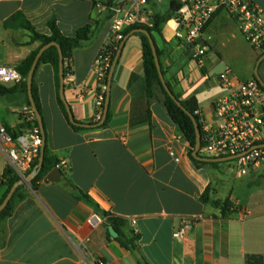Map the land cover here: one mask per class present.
Instances as JSON below:
<instances>
[{"label": "crops", "instance_id": "crops-1", "mask_svg": "<svg viewBox=\"0 0 264 264\" xmlns=\"http://www.w3.org/2000/svg\"><path fill=\"white\" fill-rule=\"evenodd\" d=\"M105 1L0 0V66L16 68L41 47L23 23L48 36V22L54 19L63 36L74 37L79 28L102 19L103 11L107 14ZM161 1L168 7L164 14L158 11ZM251 1L264 10V0ZM151 10L153 15H168L170 3L154 0ZM237 30L238 24L225 11L218 12L206 29L209 52L200 66L166 24L161 35L155 36L165 81L181 100L195 97L203 121L212 126L219 124L213 103L227 95L218 83V75L230 67L227 62L234 61L239 81L255 77L259 55H251L255 59L251 66ZM130 34L113 72L112 117L106 128L74 132L57 104L52 66H39L35 81L48 148L65 161L68 181L89 202L74 198L63 187L62 175L59 183L43 180L36 189L24 184V199L10 217L0 220V264H93L97 259L102 264H138L136 254L116 240L126 241L132 235L138 237L136 249L149 264H245L246 255L264 256V166L241 175L233 161L217 166L193 163L185 137L167 114L161 91L146 97L141 39ZM108 37L107 20L92 44L73 52V74L64 83L76 121L97 120L95 61ZM217 65L222 70L211 73ZM262 65L258 75L264 82ZM201 93L209 95L204 106L198 100ZM0 98V124L15 128L19 110L27 106L26 95ZM7 166L6 151L0 147V176ZM206 188L210 203L204 204L200 197ZM5 191L0 186V200ZM213 201L228 202L230 208L215 207ZM96 209L101 216L105 213L124 221L118 227L122 236L115 231V238L107 235L103 216L101 226L89 227L87 220ZM183 222L189 223L186 235L173 239V231ZM81 243L86 261L77 251Z\"/></svg>", "mask_w": 264, "mask_h": 264}, {"label": "built area", "instance_id": "built-area-1", "mask_svg": "<svg viewBox=\"0 0 264 264\" xmlns=\"http://www.w3.org/2000/svg\"><path fill=\"white\" fill-rule=\"evenodd\" d=\"M154 0H117L110 9L109 37L105 47L118 43L123 39V31L130 26L151 27L153 12L151 4ZM171 18L166 25L172 29L177 43L185 48L191 59L202 65L209 52L205 32L216 14L225 11L239 26L245 41L260 53L264 51V10L251 0H168ZM109 66V55L97 56L95 71L100 81ZM23 81L22 75L11 66H0V84L17 85ZM221 89L227 95L213 103V109L219 124L212 126L200 120L202 126L201 140L204 145L200 153L205 152L215 158L237 156L233 161L241 175L250 169L264 166V89L251 79L239 81L229 67L218 75ZM105 88L102 87V91ZM103 102V92L97 95L96 107ZM200 114V113H199ZM27 121L33 120V110L24 106L22 115ZM201 116V115H200ZM99 119V116L97 117ZM42 139L39 129H22L14 136L0 124V147L7 154L9 166L14 174L25 180L32 164L39 158ZM169 155L175 162L178 157L173 151ZM57 168H65V161H59ZM1 182V177H0ZM134 223V221H132ZM103 218L97 212L87 220L92 229L101 226ZM188 222H183L172 233L173 239H182L187 232ZM77 251L86 261L87 252L83 243L77 245ZM93 264H102L97 259Z\"/></svg>", "mask_w": 264, "mask_h": 264}, {"label": "trees", "instance_id": "trees-1", "mask_svg": "<svg viewBox=\"0 0 264 264\" xmlns=\"http://www.w3.org/2000/svg\"><path fill=\"white\" fill-rule=\"evenodd\" d=\"M117 0H106L104 6L107 9V14L104 16V18L97 20L94 22L93 25L87 24L81 28H79L74 37H65L61 34L59 31L56 21L54 19H51L48 22V28L50 30V34L48 36L46 35H41L38 34L30 25L29 23L25 22L22 24V27L27 29L31 33V39L36 41L41 42V47L49 44V43H54L55 46H51L47 49H45L36 66L34 69L33 73V78H32V86H31V98H32V104L36 108L38 115L41 118L42 122V130L39 127L38 121L36 119V116L34 117L33 120L27 121L23 116H20L18 118V125L15 128H9L7 126L6 129L7 131L12 134L13 136L18 133L19 130L22 129H31L33 127H37L39 129V135L41 139L45 141V146H44V154H43V160L41 163V166L38 167L39 163V158L35 160V162L32 164L30 170L27 173L28 175H32L31 180L29 181V185L31 186L32 189H36L37 184L39 182H42L45 178V176L52 170L54 169L58 164H59V159L58 157L53 154L47 144V139H46V132H45V126L44 122L42 119L41 115V107H40V102L38 98V92H37V86H36V72L42 64H50L53 68L54 72V83H55V92H56V100L57 104L67 122L69 127L76 133H84L92 129V125L97 124L101 121L104 113V107H105V99H106V94H107V82H108V74L110 67L112 63L114 62L115 58L117 57V53L121 47L122 42L126 39V36L132 32L135 29H145L147 30L151 38L153 39L155 46H156V52L158 55L159 63H160V68L162 75L164 77V71L162 68V63H161V55L162 52L158 49L156 42H155V36L156 35H161V32L167 23V21L171 18L172 16V11L170 10V13L168 15H160L155 13L153 15V21H152V26L151 27H139V26H130L124 29L123 31V39L120 40L118 43H111L105 47L104 51H100L98 56L106 57V55H109V66L105 71V75L103 79L98 81V88H97V93L99 94L100 92H103V102L99 108L96 107L95 109V116L98 117L96 121L86 124L82 123L79 121L74 120V122H70L67 114V107H70L69 104L66 101L65 98V90H66V84L64 81L70 77L73 74L72 70V62H73V52L76 49H81L84 47L89 46L90 44L93 43V41L96 39L98 36L99 32L101 31L103 25L105 22L109 19L110 17V9L116 4ZM138 36L141 39L142 43V48H143V68H144V81H145V93L147 99H150L154 96L155 91L158 89L161 91V93L164 96V101L163 105L167 111V114L171 121L178 126L179 130L185 137V140L189 146V158L193 163H195L197 166L200 165H211V166H217L218 163H211V162H204L195 159L192 156V151L195 147L196 144V133H195V127L192 119L190 118L189 114L192 115L196 122L197 125L200 129V133L202 135V126L200 123L201 116L199 114V106L198 102L195 97H192L188 100H181L180 96L178 94H175L173 92L172 86L166 82L169 90L171 91V95L179 101L182 107L178 106L177 103L172 99L170 95H168L162 86V83L160 81L158 71L154 62V57L152 53V49L149 43L148 38L143 35V34H138ZM123 46V45H122ZM40 47V48H41ZM39 48V49H40ZM39 49L33 53H31L28 57H26L24 60H22L19 65L16 67V70L22 75L23 81L20 84L13 85L6 87L4 85L0 84V96L2 97H8V96H13L18 93H24L26 95V104L28 107L32 109V104L29 100L28 97V91H27V83L26 79L27 76L33 66L35 56L37 55ZM58 49L61 51L62 54V72L63 76L62 78L60 77V59H59V52ZM122 49V48H121ZM121 52V51H120ZM120 55V54H119ZM264 55V51H262L259 55L260 59ZM119 56L117 57L118 61ZM264 62L261 61L258 65V68L261 66V64ZM117 64V62H116ZM254 80L256 78L254 77ZM257 81V80H256ZM260 85V84H259ZM63 87V94H61V88ZM102 87L105 88L104 91H102ZM111 110H110V99L107 107V112L104 118V122L100 127H97V129H102L106 128L110 121H111ZM89 125V126H88ZM204 145L203 141L201 140V145L200 148H202ZM199 157H203L200 155V151L198 153ZM61 173H62V185L63 187L71 193V195L74 196L77 200L84 199L85 201H88V198L80 192L79 189H77L72 183H70L67 179V173L68 171L66 168H61ZM1 182L0 186H5L6 191L0 200V205L7 196L9 190L13 187V185L18 182L20 179L14 174L12 168L10 166H7L2 174H1ZM23 188L24 185L19 186L7 206L0 211V220L6 219L10 217L13 213L15 205L20 202L21 200L24 199V193H23ZM200 200L202 203L207 204L210 203L209 199V189L206 188L205 191L202 193ZM211 204L215 207H223L225 211H228L230 208V205L228 202H218V201H213ZM96 212L101 215L100 211L96 209ZM103 217H106L105 224L107 226H111L116 233L119 234V236H122V234L119 231V226L124 224V221L110 216L106 215L105 213L102 214ZM138 239L136 235H132L129 237L126 241H123L120 239V237L116 238L118 242L121 244L122 247L125 249L134 252L137 256V263L138 264H149L147 260L137 251L135 241ZM245 264H264V256L263 255H246L245 257Z\"/></svg>", "mask_w": 264, "mask_h": 264}, {"label": "water", "instance_id": "water-1", "mask_svg": "<svg viewBox=\"0 0 264 264\" xmlns=\"http://www.w3.org/2000/svg\"><path fill=\"white\" fill-rule=\"evenodd\" d=\"M105 14H106V11H103V13L101 15V18H104ZM132 34H143V35H145L148 38L150 46H151V49H152L154 62H155V65H156V68H157V71H158V75H159L160 81H161L162 86L164 88V91L168 95H170L172 97V99L177 103L178 106L182 107L181 104L179 103V101H177L171 95V91L169 90V88H168V86H167V84L165 82V79H164V77L162 75L161 68H160V63H159L158 55H157V52H156V46H155V43H154L153 39L151 38L150 33L147 30H145V29L139 28V29L133 30L130 35H132ZM124 42H125V40L121 44V47H120V49H119V51L117 53V57L120 54V51H121V48H122V45L124 44ZM51 46H55V44L54 43H49V44H46V45L42 46L39 49L37 55L35 56L33 66H32V68H31V70H30V72H29V74L27 76V79H26L27 91H28V97H29V100H30L31 104H32L31 86H32V78H33V73H34L35 66H36V64H37L42 52L45 49H47V48H49ZM58 52H59V59H60V77L62 78V76H63V72H62V64H63V62H62V54H61V51L59 49H58ZM117 57L115 58L114 62L112 63V65L110 67V70H109V74H108V82H107V89H106L107 90V94H106V99H105V107H104L103 117H102V119H101V121L99 123L92 125L91 126L92 128L100 127L103 124V122H104V118H105V115H106V112H107L108 103H109L111 80H112L113 72H114V69H115V66H116ZM263 60H264V55L260 59L257 60L255 71H254V76H255L257 82L264 89V82L262 81V79L258 75V65ZM61 94H63V87L61 88ZM32 110H33V112H34V114L36 116V119L38 121L39 127L42 130L41 118L38 115L37 110L33 106V104H32ZM67 114H68L69 121L70 122H74V117H73V114L71 112L70 107H67ZM189 116H190V118L192 119V121L194 123L195 133H196V144H195V147H194V149L192 151V156L195 159L200 160V161H204V162L221 163V162L231 161V160L235 159L236 157H238V155L237 156H233V157H225V158L199 157L198 153L200 151V145H201V133H200V129H199L198 125H197V122H196L195 118L192 115H190V114H189ZM44 146H45V141L42 139V143H41V146H40V155H39L38 167L41 166V163H42V160H43ZM258 147L259 148H264V144L263 145H259ZM61 175H62L61 170L59 168L55 167L54 169H52L45 176L44 182L59 183L60 179H61ZM31 178H32V175H28L25 180H19L18 182H16L13 185V187L9 190L7 196L5 197V199L3 200V202L0 205V211H2L7 206V204L9 203L11 198L13 197L16 189L19 186H21V185L29 183ZM103 226L107 230V233H108L107 235L109 237L115 238L117 236V234L114 232V230H113V228L111 226H107L106 224H103Z\"/></svg>", "mask_w": 264, "mask_h": 264}, {"label": "rangeland", "instance_id": "rangeland-1", "mask_svg": "<svg viewBox=\"0 0 264 264\" xmlns=\"http://www.w3.org/2000/svg\"><path fill=\"white\" fill-rule=\"evenodd\" d=\"M161 2H162L163 5H161V7L158 8V11H159L160 13H163V14H164V13H166V12L168 11V7H167V3H166L165 1H161ZM236 36H237V39H239V42H240V44H241L240 46H241V48H242V51H243L245 54H247V55H246L247 58H250V57H251V66H252V64H254V61H255V59H253V58H256L258 55H260V51L254 49V48H252V47H251V46L245 41V39H244L242 33L239 32L238 30H237V32H236ZM245 54H244V55H245ZM251 55H253V58H252ZM236 61H237L238 63H241V64H242V62H243V60H236ZM243 63H246V62L244 61ZM227 64L230 66L229 68L232 70V72H233L234 74H236L235 72H237V71L235 70L234 61H233V62L229 61V62H227ZM262 67H263V65L259 67V72L262 70ZM222 68H223V66H221V65H217V66L215 67V69L211 70V71H212L211 73H215V74H216V73H219V72L222 70ZM198 85H199V84H197V85H195V86H198ZM4 86H6V85H4ZM203 87L207 88V84L203 85ZM201 90H202V89H199V91H201ZM208 98H209V95H208L207 93H201V94H199V96H198V100H199L200 106H204V105H206V104L209 102V101H208ZM0 101H2L1 98H0ZM22 108H23V107H21V109L19 110V114H18L19 117L22 115ZM200 155L203 156V157H208V154L205 153V152H201ZM78 253H79V252H78ZM80 256H81V255H80ZM81 258H82V257H81ZM82 260H83V258H82ZM83 261H85V260H83Z\"/></svg>", "mask_w": 264, "mask_h": 264}]
</instances>
